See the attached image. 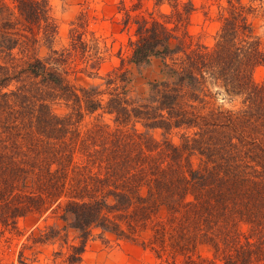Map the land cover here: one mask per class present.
<instances>
[{"label":"trees","instance_id":"1","mask_svg":"<svg viewBox=\"0 0 264 264\" xmlns=\"http://www.w3.org/2000/svg\"><path fill=\"white\" fill-rule=\"evenodd\" d=\"M16 1L25 20L39 26L46 22L47 31H55L48 0ZM255 1L228 0L214 45L197 44L191 50L164 22L136 20L128 62L139 67L153 58L163 62V78L149 82L148 102L139 106H131L128 91L115 78L106 80L105 89L78 86L41 58L23 65L0 62L4 230L16 229L30 215L39 221L59 207L63 225L50 227L43 241L64 231L72 250L66 260L79 264L96 230L133 238L155 221L163 235L169 222L177 224L183 240L209 242L219 254L221 241H231L228 224L233 229L246 223L248 229L238 233L245 242L224 258L226 264H264V78L255 82L252 76L255 66H264V43L249 21L257 10ZM4 25L8 29L11 22ZM16 45L13 38L0 36L1 54L11 55ZM90 66L95 69L97 63ZM127 72L120 74L123 82ZM210 86L219 90L213 93ZM218 95L229 107L205 110L206 98ZM60 101L70 108L68 114L54 111ZM101 109L121 114L117 121L124 125L132 117L145 119L147 130L129 134L96 124L82 134L84 116ZM182 127L194 132L183 133L181 145L150 134ZM184 151L198 153V164ZM162 212L166 216L158 221L155 216ZM70 233L80 238L79 244L69 242Z\"/></svg>","mask_w":264,"mask_h":264},{"label":"rangeland","instance_id":"2","mask_svg":"<svg viewBox=\"0 0 264 264\" xmlns=\"http://www.w3.org/2000/svg\"><path fill=\"white\" fill-rule=\"evenodd\" d=\"M242 1L251 3L250 0ZM17 4L16 0H0V36L7 35L17 44L11 55L0 53L1 63L14 60L23 65L32 58H41L48 62V67L62 72L69 82L78 86L95 84L105 89L106 80L115 78L116 83L128 91L127 98L133 103L132 107L145 104L150 93L149 82L163 78L161 58H153L142 67L128 62L132 54L129 39L131 36L136 38V20L146 17L164 22L191 50L197 44L214 45L223 23L222 15L229 6L228 0H48L49 21L55 25V31L52 27L47 31L46 22L39 26L25 20ZM253 5L257 10L250 14L249 21L254 25L255 36L261 37L264 43V4L257 0ZM128 15L131 18L126 25ZM5 22H11V27L7 29ZM6 31L9 34H5ZM95 62L97 67L92 69L90 64ZM127 70L126 82H123L120 74ZM252 73L255 82H261L264 66H255ZM14 85L13 82L11 87ZM210 89L213 93L219 90L215 86H210ZM102 98L107 100L108 95L104 94ZM206 99L205 110L221 105L229 107L220 95ZM184 101L192 102L188 97ZM155 105L152 110H155ZM53 109L63 115L71 111L61 101L55 103ZM120 115L103 109L86 114L79 130L84 134L96 124H109L112 130L122 128L129 134L134 130L138 133L147 130L145 119L132 117L129 124L124 125L117 121ZM193 132L194 129L184 127L173 128L167 134H163L162 129L150 130L156 140L167 137L176 145L183 144V133ZM154 155L158 153L154 152ZM183 155L191 157L195 165L200 160L198 153L191 155L190 151H184ZM61 212L62 209L57 207L39 221H36L35 215L21 218L13 230H4L0 223V264H68L66 258L72 250L64 231L43 241L47 238L44 232H50V227H62ZM165 216L162 212L155 218L159 221ZM166 227L167 230L160 235L156 231L158 224L149 222L133 238H117L114 234H102L96 230L79 264H226L225 259L236 252L235 247L245 242V238L238 233L246 231L249 226L240 223L231 229V224H228L227 228L232 233L227 240L231 241L230 244L221 241L219 254L209 242L194 244L183 240L177 224L168 222ZM69 242L79 244L80 238L70 233Z\"/></svg>","mask_w":264,"mask_h":264},{"label":"crops","instance_id":"3","mask_svg":"<svg viewBox=\"0 0 264 264\" xmlns=\"http://www.w3.org/2000/svg\"><path fill=\"white\" fill-rule=\"evenodd\" d=\"M99 233H100V231L99 230H97ZM105 234H111V233H105ZM93 237V236H92ZM90 240V239H89ZM87 241V244H88V242H90V241ZM86 247H87V245H86ZM83 257H84V255H83ZM83 259V258H82ZM82 262V261H81Z\"/></svg>","mask_w":264,"mask_h":264}]
</instances>
